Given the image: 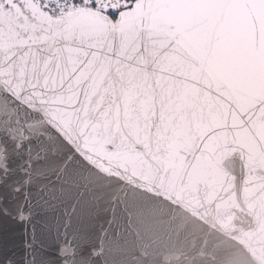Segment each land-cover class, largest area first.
I'll use <instances>...</instances> for the list:
<instances>
[{
    "label": "snow or ice",
    "instance_id": "6c2138e0",
    "mask_svg": "<svg viewBox=\"0 0 264 264\" xmlns=\"http://www.w3.org/2000/svg\"><path fill=\"white\" fill-rule=\"evenodd\" d=\"M0 264H264V0H0Z\"/></svg>",
    "mask_w": 264,
    "mask_h": 264
}]
</instances>
